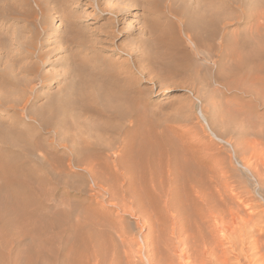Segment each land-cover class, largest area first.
Instances as JSON below:
<instances>
[{"label": "rangeland", "instance_id": "1", "mask_svg": "<svg viewBox=\"0 0 264 264\" xmlns=\"http://www.w3.org/2000/svg\"><path fill=\"white\" fill-rule=\"evenodd\" d=\"M212 5L216 6L218 22L204 33L208 36L212 31L218 35L216 54L219 64L213 70L211 68L212 75L207 66L200 65L201 62L189 63L190 58L185 68L176 74L159 65L150 66L144 60L156 57L149 49L141 47L144 33L153 27L152 21L161 25L159 32H165L171 30L168 23L182 16L184 24L180 36L191 51L187 25L191 26V32L199 41L201 32L191 24L197 23L200 14H206ZM199 6L202 8L198 9ZM73 31L86 36L75 42L60 40L64 36L72 39ZM112 31H118L117 38L107 45L97 43L101 35ZM71 43L74 44L71 46ZM120 45L138 60L137 66L131 64L133 59L126 53L113 52ZM103 46L105 51L101 50ZM80 47L88 48L101 60H119L121 69L127 70L134 78L145 71L139 86L144 92L146 105H141L133 122L118 118L106 124L107 127H99L98 116L83 114L79 118L78 106L73 104L77 97H60L64 89L62 77L72 70L69 66L72 61L80 59L75 58ZM6 50L16 58L32 51L21 62L26 63V71L16 70L22 64L11 63L16 66L11 75L29 82L24 92L13 95L15 108H0V153L6 160H9L11 151H18L22 146L10 132L21 120L25 121L24 127L31 128L38 122L30 118L39 115L43 126L35 132L31 128L28 133L31 138L34 133L38 134L32 139L42 144L45 140L53 141L52 147L59 149L62 139L71 142V136L83 133L78 130L79 123L73 122L89 119L92 127L87 133L98 149V162L124 159L135 163L138 171L134 180L138 184L146 177L142 168L147 167V161L151 162L154 179L159 185H166L165 192L186 199V204L184 199L171 202V213L182 214V219H186L181 228L172 223L171 217L169 221L164 218V213H156L150 232L147 214L137 212L135 216H123L121 208H109L110 199L105 190L113 191V188L104 182L102 176L94 179L86 173L81 177L82 181L67 175L52 178L44 172L43 178L35 181L25 176L15 177L29 188L19 186L15 192L0 189V264H79L72 252L76 246L68 237L61 236L65 235L57 227L56 219L64 210L76 213L90 205L110 214H122L119 221L125 219L126 244L119 234H114L113 240L103 236L100 264H180V261L221 264L223 260H215L214 252L221 259V255L229 253L226 264H264V0H0V52ZM259 52L263 55L261 59H258ZM38 56L43 59L42 64L37 62ZM245 57L248 58L243 60ZM83 59L93 60L92 55L83 56ZM228 59L233 61L227 62ZM198 71H201L202 79L196 83L200 75ZM195 72L199 74L197 77ZM26 99L29 103L24 110L21 107ZM112 106L108 99L106 107ZM53 114L62 115L67 123L56 125V119L51 117ZM136 132L138 136L133 145ZM12 159L19 161L16 157ZM34 159L31 166L36 167L38 158ZM57 162L55 157V165ZM168 164L176 167L173 185L166 181ZM3 169L6 168L0 166V170ZM128 178L122 180L121 177L118 182L110 184L113 187L118 185L119 189L121 183V188L127 189ZM12 181V178L0 175V188L7 187ZM136 188L139 187L130 190ZM192 189H197L203 199L195 201L193 196L189 199L188 192ZM90 194H100L104 199L90 198ZM96 200L99 201L97 204ZM130 200L124 201L123 205L129 207ZM204 207L215 209L224 217L231 213L230 210L232 213L237 211L244 218L239 220L240 223L237 221V226L250 215L248 221L251 222L246 220V224L239 227L240 233L236 231L239 234L234 233L236 236L229 240L234 246L228 242V248L222 252L223 249L215 246L217 233L210 228L211 233L209 226L202 222L200 211ZM169 228L175 229V235ZM170 235L171 239H168ZM129 245L131 250H128ZM203 249L208 250L209 258L204 256L206 251ZM180 254L187 259H181ZM208 260L214 263H208Z\"/></svg>", "mask_w": 264, "mask_h": 264}, {"label": "bare ground", "instance_id": "2", "mask_svg": "<svg viewBox=\"0 0 264 264\" xmlns=\"http://www.w3.org/2000/svg\"><path fill=\"white\" fill-rule=\"evenodd\" d=\"M211 4H215V2L211 3ZM201 8H202L201 6L198 7V9H201ZM216 10L217 9H216L215 5H212L211 7L209 6L206 14H204V12H203L202 14H200V18H199V20H197L198 22L195 24H191L193 27L196 26L195 29H198L201 32L199 41L197 40L195 35L191 32V26L187 25V30H189L188 31L189 34L187 37L190 41V44H191L193 51L192 50L190 51L188 49L186 44L184 42H182L183 40L181 39V36H180L181 35L180 30L183 27L182 25L184 24V19L182 16L177 17L175 21L168 23L167 25L171 30L165 31V32H162V31L159 32L158 27L161 25L158 24L157 22L152 21L151 23L153 24L152 25L153 27L144 33L145 38L142 39V46L141 47H142V49H144V47H145V49L146 48L149 49L153 53V55H156V57L155 56L154 57H148V58L146 57V58H144V60L147 61L148 64H150V66L156 65L158 67V65H159V66L164 67L166 70L170 71L172 74H176L177 72L182 71V69L185 68V66L190 61V60H188V58H190L191 61L189 63L201 62V64L200 63H198V64L207 66V68L210 70L211 75H212L213 74V71H212L213 68L219 64V60H218L219 58L216 54L217 51L219 50V47H217V44H216V38H218V35L212 31L210 32V34L208 36H204V33H207V30L212 29L217 25V22H218L217 21L218 20L217 15L218 14H217ZM135 15H137V14H135ZM166 22H167V20H166ZM117 32L112 31V32H109V34H107V35H101L100 36L101 38L99 40H97V43L99 45L109 44L115 38H117V36H118ZM71 33H72V31H71ZM85 36L86 35H84L82 33L74 32L72 39H70L69 37L67 38V36H64L63 38H60V40L64 41V42L65 41H69V42L74 41L75 42L76 40H80L81 37L84 39ZM1 40H2V38H1ZM73 44L74 43H71L70 45L72 46ZM101 50L105 51L106 48L103 46ZM142 51H141V53H142ZM30 52L32 54V51H29V53H27L26 55L19 56L17 58L12 57L10 55L9 51L0 52V68H1V66L3 67V69L0 70V108H2L4 106H6L5 108H7V107L12 108V109L15 108L14 104L16 103V100H14L13 95L18 94V93L22 94V92H24V90H25V87L27 86V83H29L27 80H23V78H18V77L14 78L11 75L12 72H14V69L16 68V66L12 65L11 63H14V61H15V62L22 64V65H20V67L16 68V70H18V71H24L25 70L26 71V68H27L26 63H21V62H23V60L25 58H28ZM113 52L114 53H120V54L126 53V55H129L133 59L131 64L133 66L138 65V60H135L134 56L131 55L128 50L123 48V46H121V45L118 46L117 50H115ZM80 54H84V55H80ZM88 55H92L93 60L86 61L85 59H83V56H84V58H86ZM76 57H79L80 59H78V60L74 59L72 61V63L69 65L72 70H70V73H68V74L64 75V77H62V80L64 83L63 84L64 89L61 91L60 97L61 98L77 97V98H74L73 104L74 105L76 104L78 106L79 118H81L80 116L83 114H91L94 116H98L100 118L98 121V122H100L98 124L99 127H103V128L107 127L106 124H108L109 122H111L115 119H118V118L122 119L123 121L127 120L130 123L133 122L134 119L139 115L141 105L142 104L146 105V102L144 100L145 98L143 97L144 92L140 89V86H139L141 76L142 77L145 76L144 75L145 71L143 72V74H141L139 72V77L134 78L133 75L131 73H128L127 70H126L127 71L126 72L125 69H121L122 65H118V64H121V62L119 60L117 62L112 61V60H108V61L101 60V59L97 58L95 54H92L91 51L86 47H80L78 54L75 55V58ZM262 57H263L262 53L259 52L258 59H261ZM247 58L248 57H245L243 60H245ZM42 61H43V59L38 56L37 62L41 63ZM231 61H233V59L232 60L228 59L227 62H231ZM77 67H80V69H75ZM211 68H212V70H211ZM186 71H188V70H186ZM129 72H130V70H129ZM199 72H200V75L195 72L196 77H197V75H199V77H197L198 79L196 80V83H199V80L202 79V77H201L202 73H201V71H198V73ZM153 78H155V77H153ZM108 99L113 104V106L111 108L106 107V102ZM28 103H29V100L26 99L24 104H22L21 108H23L25 110ZM61 116L62 115L59 114V115H54L51 117H53L52 120L54 118L56 119V125L60 124V126H64L65 123H67V121ZM30 119H36V121L38 122V124L36 123V125L34 127H31L32 129L29 127H27V128L24 127L23 122H25V121L21 120L17 127L10 130V132L11 131L13 132L12 133L13 137H16L15 139L18 141V142L16 141L18 143V145L19 146H20V144L22 145L21 147H19L20 150L11 151L9 153V156H10L9 160H6L5 156H3L2 153H0V166L6 168L5 170L4 169L2 171L0 170V175L8 177V178H12V180H13L12 183H10L7 187L0 188L1 191H9L10 190L12 192H15V191H17V187H19V186L29 188L28 185L17 181L15 179V177L25 176L27 179L30 178V179L35 181V180L43 178V175H42L43 172L45 173V175L52 177V178L62 176V175H67V176H72L75 179H77V178L81 179V177L88 174L92 178L95 179L98 176H102L104 182L106 184H108L110 186V188H113L112 190L114 191V192L111 191V189L105 190L107 192V194L109 195L108 199H110V201H109V203H110L109 208L110 209L111 208H118V207L121 208L123 210V216L125 214L135 216V213H137V212H140V213L142 212V213L147 214L148 222L150 223V228H149L150 232H151V226L153 225L152 222L154 221V219L156 217V213H160V214L164 213L163 216L165 219L168 218L170 221V217H171V221L173 224H175L176 226H179V227L181 226V228H183V226L185 224L183 222V220L185 221L186 218L184 216L185 219H182L183 218V217H181L182 214L180 216H177L176 214L174 215L171 213V211H172L171 202L173 200H183L184 198L181 195L178 197L171 196L172 192L171 193L165 192L166 191L165 190L166 185L165 184L159 185L156 182V180L154 179L155 170H154V166L152 165L151 162L147 161V167L145 166L142 168L141 172L144 171V173H146V177H145L143 183L138 184L134 180V177L136 176V173L138 171V168L135 165V163L127 162L124 159H117L111 163H109V162H104V163L98 162V159H97L98 154L96 152V150H98V149H96L94 144L90 141V136L87 133V130L89 131V129L92 127V126L91 127L89 126L90 125L88 123V121H90L89 119H87V121L78 119L77 121L73 122V123H79V125H80L79 128L81 130L79 128H78V130L83 132V133L82 134L77 133L76 136H71V139L69 138L71 140V142L68 140L62 139L61 142H59V144H58V146H60L59 149H58V147H55V148L52 147L54 144L53 141H50V140L46 141L45 140L44 144H46V145H44V144H42V142L39 143V141H37L36 139L33 140L32 138H35V136L37 137L38 134L34 133V135L31 138V135L28 133L30 131V129L35 132V130L37 128H41L43 125H42V119H41V117H39V115H37V117L34 116ZM98 122H96V123H98ZM76 128H77V125H76ZM82 129H85V130H82ZM15 132H17V135H15L16 134ZM55 134L60 136L59 132H55ZM134 136H135L134 137L135 140L133 139V141H134L133 145L136 143V140H137V138H136V136H138L137 132L134 134ZM218 140H220V139H218ZM79 142L81 145H79ZM2 148H4L5 150H8L7 147L2 146ZM12 150H14V149H12ZM39 151H40V154H38ZM103 151H104V149H103ZM256 154H258V153H256ZM259 156L260 155L258 154V157ZM14 157L18 158L17 160H19V161L14 162L13 161L14 159H12ZM34 157L38 158L37 163L39 165L36 167L31 166L32 162H34L36 160V159H34ZM55 157L58 158V162L56 165H55ZM75 166H76V168H75ZM167 168H168V172L166 175V177H167L166 181H171V183L173 185L174 178H172V176H174V173H175L174 170L176 167H174L171 164H168ZM129 176H131V179L128 178ZM121 177H123L122 180H124V178H126V177L128 179H130L128 181L129 182L128 186L126 187L127 189L124 188L125 190L121 188L123 186V184L121 185V183H120L119 189L117 188L118 185H117V187H115V186L113 187L110 184V182H113V181L118 182ZM98 178H100V177H98ZM81 181H82V179H81ZM134 186H138L139 188H136L135 191H131L130 188L134 187ZM196 190L194 191L192 189V192L190 190L188 192V195H189L188 198L193 196V199L195 201H200L201 199H203L202 195L200 193H198ZM117 191H119V192H117ZM69 193H72V192H69ZM193 193H196V195H194ZM117 195H118V199L120 201H117L118 200L116 197ZM79 196H80V194H79ZM94 196H97L98 198L99 197L103 198L102 195H100V194H90L88 197L92 198ZM130 199L132 200V203L129 205V207H128V205L127 206L123 205L124 201H128ZM86 201H89V200H86ZM185 201H186V199H184V202ZM187 201H189V200L187 199ZM97 202H99V201L96 200V204H97ZM29 203H31V201ZM185 204H186V202H185ZM184 207H185V205L183 206V208ZM229 212H231L228 215V216H231L230 219L228 216H227L228 219H227V217H224L223 213L220 214V213L216 212L215 209L214 210L209 209V208L207 209L204 207L203 210L200 211V215H201V218L203 220L202 221L203 224H206L207 225L206 227L209 226L210 232L212 229L213 233L214 232L217 233L216 234L217 238H215V239H217V245L215 244V246H217L216 248L223 249L222 252L228 248V246H227L228 242L231 243L230 246H234L233 245L234 243H232L229 240L232 239V236L234 233L235 234L240 233L239 227H241V225L243 226V224L245 223L246 220H247V222H251V220L248 221L249 220L248 217H250L251 215L250 216L247 215L248 217L245 216L246 220H241L240 226H237V221L239 222L240 219H244V218L240 217L239 216L240 214L238 215L237 211H236L237 213L236 212L232 213L233 211H231V210ZM121 215H118V214L115 215L113 213L110 214L106 210L98 209L94 206L91 207V205H90L89 207H85L82 210L77 211L76 213L71 212V211L67 212L64 210V212H62L59 216H57L56 223H57V227L60 228L61 232L65 235V236H63V235H61V236L63 238L68 237V239L70 240V243L72 245L76 246V248L74 247V250L72 252L75 253V255L77 257V261L79 264H100L99 259L101 257L102 248H103L101 238L103 236L109 237L111 240H113L112 238H113L114 234H119L121 239H122L123 244H126V241L124 240L125 232L123 231L124 230L123 224L125 222V219H124V221L118 220V218H120ZM243 217H244V215H243ZM116 220H118V222H115ZM163 221H164V219H163ZM143 223H145V219H144ZM168 223H170V222H168ZM262 224H263V222H262ZM164 226H165V224H164ZM253 226L256 227V225H254V222H253ZM48 227H50V226H48ZM167 227H171V225H169V226L167 225ZM174 228H175V226H174ZM169 229H171V228H169ZM172 229H171V232L173 231V234L175 235V229H173V230ZM240 229H242V228H240ZM244 229L245 228H243V230ZM236 231H239V233H236ZM258 231H260V230H258ZM167 232L169 233L170 230H167ZM171 232H170V234H171ZM243 233H245V232H243ZM256 233H257V231H256ZM173 234H171V235H173ZM171 235L168 239H171ZM216 235H213V237ZM178 236H179V234H178ZM235 236H233V237H235ZM243 236H244V234L242 235V237L240 236L241 239L243 238ZM172 237H174V236H172ZM182 237H180V238H182ZM211 237H212V235H211ZM152 238H153V235H152ZM236 239H237V237H236ZM152 240H154V239H152ZM177 240H178V238H177ZM172 243H173V239H172ZM174 243H175V241H174ZM148 244H147V246H148ZM151 247H153V245H151ZM128 248H130V245ZM148 248L150 249V245ZM204 248L206 249V247H204ZM140 249H141V247H140ZM128 250H131V248ZM212 250H214V248ZM212 250H211V252H213ZM141 251H143V249ZM198 251H200V250H198ZM204 251H206V250H204ZM207 251H206V254L204 256H207ZM226 251H228V250H226ZM184 252H182V253L184 256H186V254H184ZM201 252H203V251H201ZM229 252H230V250H229ZM134 253H135V251H134ZM136 254L139 255L138 252H136ZM181 254H180V256H181ZM209 254L210 253H208V255ZM228 254L229 253H226L225 255L220 254L221 256H223V258L221 259V257L218 256V254H216L214 252L213 257L217 256L216 259L214 258L215 260H217V259L223 260L221 262V264H226V263H228V259L230 256V255L228 256ZM232 254H233V252H232ZM139 256H138V258H139ZM184 256H181V259L185 258ZM213 257H212V259H213ZM207 258H209V257L207 256ZM240 258H241V256L239 257V259ZM185 259H187V258H185ZM215 260H214V262H216ZM180 262H181L180 264H187V263H184L182 261H180ZM210 262H213V261L211 260L208 263H210ZM238 262H239V260H238ZM172 263L174 264V262H172ZM203 264H205V263H203Z\"/></svg>", "mask_w": 264, "mask_h": 264}]
</instances>
